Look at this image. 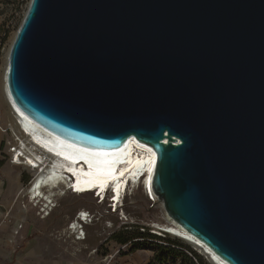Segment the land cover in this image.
Returning a JSON list of instances; mask_svg holds the SVG:
<instances>
[{
    "label": "water",
    "instance_id": "obj_1",
    "mask_svg": "<svg viewBox=\"0 0 264 264\" xmlns=\"http://www.w3.org/2000/svg\"><path fill=\"white\" fill-rule=\"evenodd\" d=\"M8 47L27 119L89 153L143 146L175 225L264 264V0H29Z\"/></svg>",
    "mask_w": 264,
    "mask_h": 264
},
{
    "label": "rangeland",
    "instance_id": "obj_2",
    "mask_svg": "<svg viewBox=\"0 0 264 264\" xmlns=\"http://www.w3.org/2000/svg\"><path fill=\"white\" fill-rule=\"evenodd\" d=\"M28 2L29 0H0V97L2 96L4 83L2 71L9 49L8 46L23 17ZM9 123V115L0 101V125L5 127ZM12 136V131L9 129L4 133L0 132V163L4 160L10 163L9 156L6 154V140H10ZM1 156H4V159ZM34 174L35 171L32 169L23 170L21 167L11 172H0V204L5 201L13 204L9 215L26 216V214H32L40 219L54 216L64 220V225L53 230L51 235L61 242L63 249L70 256L85 251L86 257L92 253L101 257L110 252L123 256L138 249L147 253L150 252L152 257L155 246L164 245L183 253L187 258L198 264H208L180 240L169 237L163 240H154L156 236L150 234L147 229H150L154 224H167L165 217L168 218V215L164 210L163 202L157 197L153 198L154 201L148 200L140 184L124 193L121 199L122 204L113 212L108 207L109 201L107 199L98 203L92 192L77 194L68 189L64 193H60L59 190L52 189L53 194L50 196L51 204L48 214L41 217V214L45 213L39 209L42 203L37 202L35 204L34 201H30L26 194L27 183ZM5 175H7V178L2 183L1 178ZM42 190L44 195H49L48 189L44 188ZM84 211L88 212L89 219L82 223L77 215ZM74 222H77V225L81 224L84 233L83 240L77 239L76 233L73 229L71 230ZM140 227H143L145 232L139 231ZM15 230H13V235L18 236V232L14 233ZM139 232L145 233L147 236L142 237L138 234ZM132 236L134 237L125 243L119 242V240L129 239ZM147 237L152 239H144ZM177 262L179 264V260ZM167 264L172 263L168 261Z\"/></svg>",
    "mask_w": 264,
    "mask_h": 264
},
{
    "label": "bare ground",
    "instance_id": "obj_3",
    "mask_svg": "<svg viewBox=\"0 0 264 264\" xmlns=\"http://www.w3.org/2000/svg\"><path fill=\"white\" fill-rule=\"evenodd\" d=\"M2 78L4 83L0 101L9 115V125H11L14 136L21 140L24 148L21 157L15 156L14 159L17 164L25 162L27 168L35 171V178L26 192L28 195L33 197L40 194L45 199H49L53 191L50 189L49 195H44L41 193L40 184L50 186L53 182L59 181L78 194L96 192L97 198L100 195L103 199L109 191L114 207L127 190L130 191L139 183L153 197L150 177L155 161L154 153L146 148L143 149V146L137 143L135 147L131 140L123 149L111 153H89L59 141L45 133L41 127L32 123L14 107L6 90L4 68ZM79 160L86 164L85 170H82L80 166L77 167L76 162ZM165 219L167 224L160 225L159 228L196 246L212 264H227L195 238L193 239L173 224L169 217ZM76 226L77 222H74L72 227Z\"/></svg>",
    "mask_w": 264,
    "mask_h": 264
},
{
    "label": "crops",
    "instance_id": "obj_4",
    "mask_svg": "<svg viewBox=\"0 0 264 264\" xmlns=\"http://www.w3.org/2000/svg\"><path fill=\"white\" fill-rule=\"evenodd\" d=\"M20 167L4 160L0 163V172H11ZM6 178L7 175L3 176L1 182ZM12 205L8 201L0 204V264H148L152 255L137 249L123 256L110 252L101 257L95 253L86 257V251L70 256L61 242L51 235L53 230L64 225V220L54 216L40 219L32 214L9 215ZM18 225L21 228L15 236L13 230Z\"/></svg>",
    "mask_w": 264,
    "mask_h": 264
},
{
    "label": "built area",
    "instance_id": "obj_5",
    "mask_svg": "<svg viewBox=\"0 0 264 264\" xmlns=\"http://www.w3.org/2000/svg\"><path fill=\"white\" fill-rule=\"evenodd\" d=\"M11 130L12 131V129H11V125H7V126H5V127H2L1 125H0V132H2V133H4V132H6L7 130ZM12 137H11V139L10 140H6V154H7V156H9V161H10V163H12V164H15V165H18V166H24V167H26L25 166V162H23V164H17V161H15V156H19V158L21 157V154L24 152V148H23V144H22V142H21V140H18L17 138H16V136H14V134H13V132H12ZM27 168V167H26ZM29 169V168H28ZM33 170V169H32ZM34 171V170H33ZM34 178H35V174L31 177V179L28 181V183H27V186H28V188H27V190L29 189V187H30V184L32 183V181L34 180ZM140 184V183H139ZM141 185V187H142V189H143V192H144V194L145 195H147V197H148V200H151V201H154L153 200V198L154 197H156L154 194H153V192H152V195H153V197H151V195L150 194H148V192H146L145 191V189H144V187H143V185L142 184H140ZM40 190H41V193H43V190L42 189H44V188H46V189H48V190H59V192L60 193H64L65 191H67L68 189L71 191V192H73L69 187L67 188V186H64V184H62V183H60L59 181H56V182H53L52 183V185H50L49 186V184H40ZM60 188V189H59ZM27 190H26V192H27ZM73 193H77V192H73ZM27 195H28V193H26ZM44 194V193H43ZM78 194V193H77ZM109 195H110V192L108 191L107 193H106V195H105V197L102 199L101 197H100V195H99V197L97 198V194H96V192L95 193H93V196L97 199V201H98V203L99 202H102V200H104V199H107V201H109L108 202V207L110 208V210L113 212V211H115V209L116 208H118V206H120L122 203H121V199H122V197L123 196H121L120 197V199L118 200V202H117V205H116V207H114V202H112L111 200H113V198L112 197H109ZM124 195V194H123ZM28 198H30V201H34V203L35 204H37V202H39V203H42V206L39 208L40 209V211H43V212H45L43 215L41 214V217H43L44 215H47L48 214V209H49V206H50V204H51V201H50V198L49 199H45V197L44 196H41L40 194H37L36 196H33V197H31V195L29 194L28 195ZM41 200H43V201H41ZM82 214L84 215V216H82ZM77 217L79 218V220L82 222V223H84L86 220H88L89 219V215H88V212H86V211H84V212H80L78 215H77ZM173 223V222H172ZM174 224V223H173ZM158 226H160V225H156V224H154V225H152V227L150 228V229H147L148 231H149V233L151 234L152 233V235L153 236H156V237H154V240H163L164 238H166V237H169V238H172V239H175V240H180L181 242H183V244H185L186 246H189L191 249H192V251H194V252H196L199 256H201L203 259H204V261H206L208 264H212L208 259H207V257L205 256V254H203L198 248H196V246H193L192 244H190L189 242H187V241H185L184 239H182V238H178L177 236H173V235H171L168 231H165L164 229L162 230L161 228H159ZM177 226V225H176ZM177 227H179V226H177ZM21 228V225H18L17 227H16V230L14 231V233H17L18 231H19V229ZM71 229H73L74 230V233H76V238L77 239H81V240H83L84 239V233H83V231H82V226H81V224H78L76 227H71ZM139 231H141V232H145V229L143 228V227H140L139 228ZM144 235H146L145 233H143ZM189 235V234H188ZM190 236V235H189ZM191 237V236H190ZM148 238H151V237H147V238H144V239H148ZM140 239V238H139ZM152 239V238H151ZM194 239V238H193ZM198 241V240H197ZM199 242V241H198ZM200 243V242H199ZM201 244V243H200ZM202 245V244H201Z\"/></svg>",
    "mask_w": 264,
    "mask_h": 264
},
{
    "label": "trees",
    "instance_id": "obj_6",
    "mask_svg": "<svg viewBox=\"0 0 264 264\" xmlns=\"http://www.w3.org/2000/svg\"><path fill=\"white\" fill-rule=\"evenodd\" d=\"M142 237H146L143 233H138ZM134 236L130 237L129 239H122L119 240L121 243H125L128 240L132 239ZM134 250V249H133ZM198 264L197 262L192 261L191 259L187 258L183 253L178 252L168 246H155L154 254L148 261V264H167L170 261L172 264Z\"/></svg>",
    "mask_w": 264,
    "mask_h": 264
}]
</instances>
